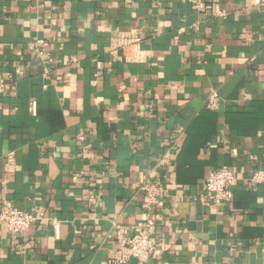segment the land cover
Listing matches in <instances>:
<instances>
[{
  "label": "crops",
  "instance_id": "crops-1",
  "mask_svg": "<svg viewBox=\"0 0 264 264\" xmlns=\"http://www.w3.org/2000/svg\"><path fill=\"white\" fill-rule=\"evenodd\" d=\"M203 4L0 0V74L16 78L0 95V210L42 216L21 235L0 221V264H108L114 224L150 216L147 175L169 191L145 264L262 260L264 180L247 182L264 172V5ZM123 37L138 39L130 59L111 50ZM222 165L234 198L217 204L203 195Z\"/></svg>",
  "mask_w": 264,
  "mask_h": 264
},
{
  "label": "built area",
  "instance_id": "built-area-1",
  "mask_svg": "<svg viewBox=\"0 0 264 264\" xmlns=\"http://www.w3.org/2000/svg\"><path fill=\"white\" fill-rule=\"evenodd\" d=\"M198 5L202 7L203 0H197ZM255 6L264 5V0H252ZM118 40L119 43L114 44L111 50L114 52L119 47H122L128 59L133 56L128 52V46H136L138 39L129 40L123 37ZM50 43L46 40H38L36 50L40 56L46 55ZM48 72V70H46ZM17 73H22L17 70ZM16 78L13 76L5 77L0 74V95L11 90L15 85ZM218 100V93L212 92L209 99V105L215 106ZM176 148V147H175ZM15 161L13 152L7 154L6 164L12 165ZM163 161V160H161ZM236 179V172L227 165H222L208 174L205 182L204 195L211 201L219 203H230L234 198L233 185ZM264 180V172L257 171L248 179V184L255 186ZM138 192L143 201L145 209L150 214L141 228L136 232L131 233L129 229L120 224H114L115 229V251L113 256L108 260V264H128L132 259H135L138 264H145L151 259L157 250V244L152 235V227L154 225L155 208L160 204L161 200L166 197L169 189L168 184L163 181H155L149 175L144 176L139 182ZM94 202V197H92ZM42 216H38L32 212H28L19 207L12 205H4L0 210V221L3 222L8 233L13 235H21L27 233L32 225L40 220ZM60 222L54 220V228L56 235L59 234Z\"/></svg>",
  "mask_w": 264,
  "mask_h": 264
},
{
  "label": "water",
  "instance_id": "water-1",
  "mask_svg": "<svg viewBox=\"0 0 264 264\" xmlns=\"http://www.w3.org/2000/svg\"><path fill=\"white\" fill-rule=\"evenodd\" d=\"M258 264H264V253L262 254V260L258 261Z\"/></svg>",
  "mask_w": 264,
  "mask_h": 264
}]
</instances>
